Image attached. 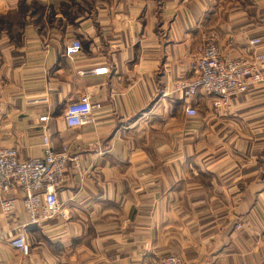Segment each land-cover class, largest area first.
Returning a JSON list of instances; mask_svg holds the SVG:
<instances>
[{
  "label": "crops",
  "instance_id": "1",
  "mask_svg": "<svg viewBox=\"0 0 264 264\" xmlns=\"http://www.w3.org/2000/svg\"><path fill=\"white\" fill-rule=\"evenodd\" d=\"M209 38L224 56L264 52V0H0V146L41 156L45 114L79 159L57 188L64 218L31 221L20 190L0 208V264H264V80L220 108L175 89ZM81 94L102 107L68 127Z\"/></svg>",
  "mask_w": 264,
  "mask_h": 264
},
{
  "label": "built area",
  "instance_id": "2",
  "mask_svg": "<svg viewBox=\"0 0 264 264\" xmlns=\"http://www.w3.org/2000/svg\"><path fill=\"white\" fill-rule=\"evenodd\" d=\"M260 38L249 41L251 46H258ZM81 44L73 39L65 52L72 56L80 50ZM264 52L252 51L251 56H224L213 39L208 40L199 48L192 70L193 77L176 83L175 89L187 98L201 92L212 97L214 108L226 104L233 94L245 92L251 85L264 80L262 63ZM109 72L107 66H97L84 71L86 74L102 75ZM98 101H93L87 94H81L69 101L63 112V119L68 127H77L92 121V114L101 109ZM187 116H195L197 109L188 104L185 107ZM48 115H42V154L21 159L13 146H0V208L11 214L15 207L12 194L16 190L23 193L22 203L31 221L47 220L57 217L60 203L57 188L65 179L69 163L78 168V155L71 154L68 146L55 149L45 124ZM64 218V214H61ZM238 228L241 226L237 225ZM10 245L19 252L26 254L28 246L22 232H17L10 240ZM161 264H183L182 259L174 254L161 258ZM240 264H249L242 261Z\"/></svg>",
  "mask_w": 264,
  "mask_h": 264
},
{
  "label": "rangeland",
  "instance_id": "3",
  "mask_svg": "<svg viewBox=\"0 0 264 264\" xmlns=\"http://www.w3.org/2000/svg\"><path fill=\"white\" fill-rule=\"evenodd\" d=\"M254 38H256V37H253V38H250L249 40H248V42L250 41V40H252V39H254ZM210 39H213V38H209V39H207L205 42H203L202 44H200L199 46H198V48H197V50H196V55H195V57H194V60H195V58L197 57V54H198V52H199V48L201 47V46H203L208 40H210ZM213 41H214V39H213ZM260 44H261V40H259V45L258 46H260ZM258 46H251L253 49L254 48H258ZM228 102V101H227ZM227 102H226V104H227ZM226 104L224 105V106H226ZM214 111V113L215 112H217L218 110H216V109H214L213 110ZM195 116H198V111H197V113H196V115ZM238 227V226H237ZM169 254H173V253H169ZM165 255H168V254H164L163 256H165ZM174 255H176V254H174ZM162 256V257H163ZM178 256V255H177ZM161 257V258H162ZM180 257V256H179ZM161 258H160V262H161ZM181 258V257H180ZM182 259V258H181ZM182 262H183V260H182ZM183 264H184V262H183Z\"/></svg>",
  "mask_w": 264,
  "mask_h": 264
}]
</instances>
